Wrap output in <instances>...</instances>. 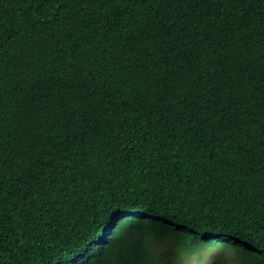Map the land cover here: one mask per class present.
I'll list each match as a JSON object with an SVG mask.
<instances>
[{
    "label": "trees",
    "instance_id": "trees-1",
    "mask_svg": "<svg viewBox=\"0 0 264 264\" xmlns=\"http://www.w3.org/2000/svg\"><path fill=\"white\" fill-rule=\"evenodd\" d=\"M200 246L264 264V0H0V264Z\"/></svg>",
    "mask_w": 264,
    "mask_h": 264
},
{
    "label": "rangeland",
    "instance_id": "rangeland-1",
    "mask_svg": "<svg viewBox=\"0 0 264 264\" xmlns=\"http://www.w3.org/2000/svg\"><path fill=\"white\" fill-rule=\"evenodd\" d=\"M199 248L200 251L196 253H180L176 257L167 256V262L169 264H237L217 249L212 252H205L201 246ZM161 250L165 251L166 248Z\"/></svg>",
    "mask_w": 264,
    "mask_h": 264
}]
</instances>
